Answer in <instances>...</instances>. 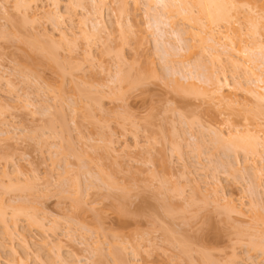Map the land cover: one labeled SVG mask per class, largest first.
<instances>
[{
  "label": "rangeland",
  "instance_id": "obj_1",
  "mask_svg": "<svg viewBox=\"0 0 264 264\" xmlns=\"http://www.w3.org/2000/svg\"><path fill=\"white\" fill-rule=\"evenodd\" d=\"M60 1L0 0V264H264V152L231 145L259 131L264 0L216 52L174 0Z\"/></svg>",
  "mask_w": 264,
  "mask_h": 264
},
{
  "label": "bare ground",
  "instance_id": "obj_2",
  "mask_svg": "<svg viewBox=\"0 0 264 264\" xmlns=\"http://www.w3.org/2000/svg\"><path fill=\"white\" fill-rule=\"evenodd\" d=\"M51 1H54L53 3H55V5L54 6H56V7H54V8H59L58 7V4H59V1L60 0H51ZM71 1V0H70ZM76 2H82V0H75ZM75 1H74V3H75ZM91 2V4H93V5H95V8H96V3L98 4V2H96L95 0H90ZM61 2V1H60ZM174 6H176L175 8H176V10L177 9H179V11H177V12H179V13H176V14H180L181 15V17H183V20L184 21H187L188 23H190V24H192V30H193V32H192V40L195 42V43H197L198 44V46L199 47H202L203 49H206V50H208V51H215L216 52V50H217V47H218V41H216V39H215V36H214V34H213V32L214 31H212L211 30V28L212 27H224L227 31H230V30H232L235 26V24H236V22H237V20L239 21V13H241V12H239L240 10H241V7H240V4L238 3V1L237 0H193V4H194V6L193 7H195V8H197L198 10H197V12H195V11H193V9H192V6H191V4L192 3H189L187 0H174ZM34 2H33V0H15V9L19 12L20 10H22V12H26V11H28L29 9L31 10V5L33 4ZM52 3V2H51ZM53 3H52V5H53ZM78 4V3H77ZM80 4V3H79ZM83 4V3H82ZM81 4V5H82ZM60 5V4H59ZM93 5H92V7H93ZM95 8H93V9H95ZM123 9H125L124 7H123ZM127 9V8H126ZM57 11V10H56ZM59 11V10H58ZM56 12V13H53V11L50 13V14H52L53 15V20H55L54 22H56L55 24L57 25H59L60 26V23H62L61 22V20H63V14H62V12L61 13H59V12ZM125 11V10H124ZM127 11V10H126ZM128 12V11H127ZM126 12V13H127ZM89 13V12H88ZM91 13L92 12H90L88 15L89 16H91ZM60 14H62V16L60 15ZM93 14V13H92ZM94 15H96L95 13L92 15V16H94ZM26 16V15H25ZM29 16V15H28ZM31 16V15H30ZM29 16V17H30ZM51 16V15H50ZM28 17V18H29ZM27 18V17H26ZM52 18L50 19V20H52ZM169 19H172V17L170 18L169 17ZM34 20V19H33ZM256 22L255 23H257V21L258 20H255ZM173 23V22H172ZM171 23V24H172ZM238 23V22H237ZM101 24V23H100ZM99 23H97V24H93V31L94 32H99V30H100V28H102L103 27V25H102V27H101V25H100ZM158 24H160L159 23V21H158ZM159 26V25H158ZM168 26V25H167ZM56 28H59L58 26L56 27ZM254 28H255V34H256V29H257V26L255 25L254 26ZM159 30V29H158ZM208 30H210V31H208ZM87 34L86 33V31L84 32L83 31V36L84 37H87L88 35H85ZM90 37V36H89ZM88 37V38H89ZM84 39H86V38H84ZM91 39V38H90ZM142 39V38H141ZM61 40L62 41H64L65 42V44H66V42L69 40L68 39V37H67V35L65 34V32H62L61 33ZM92 40V39H91ZM53 41V40H52ZM86 41V43H87V41L89 42V43H91L88 39H86L85 40ZM140 41V39H138V42ZM54 42V41H53ZM70 44H71V42L70 41H68ZM143 42V41H142ZM141 42V43H142ZM229 42H232V43H228L229 45H234V43H233V41H231V39H229ZM75 43V42H74ZM69 44V45H70ZM55 45V44H54ZM74 45V44H73ZM73 45H72V47H73ZM34 46V45H33ZM32 46V47H33ZM58 45H56L55 46V48L57 47ZM87 46L89 47L90 45L87 43ZM140 46V45H139ZM141 46H142V44H141ZM140 46V47H141ZM198 46H196L197 48H199ZM43 47V46H42ZM41 47V48H42ZM69 47H71V46H69ZM75 48H76V45L74 46ZM74 47H73V49H74ZM223 47V46H222ZM226 48H227V46H225ZM34 49L36 48V46L35 47H33ZM37 48H38V46H37ZM40 47H39V49H41ZM59 48V47H58ZM192 48V47H191ZM190 48V49H191ZM195 48V47H194ZM87 49V48H86ZM89 49V48H88ZM196 49V48H195ZM258 49H259V47H258ZM260 49H262L263 50V48H260ZM259 49V50H260ZM35 50H37V49H35ZM47 50V49H46ZM71 50V49H70ZM90 50V49H89ZM49 51V50H48ZM54 50L52 49H50V51L48 52L49 54H51V53H53L52 55L54 56H52V59H51V57L48 55L47 56V58H50L49 60H51V62L54 60L55 61V63H58L59 61H57V55H56V52L54 51ZM57 51H58V49H57ZM190 51V50H189ZM191 51H192V49H191ZM190 51V52H191ZM264 51V50H263ZM47 52V51H46ZM189 52V54H188V51L186 52L187 53V55H192V53H190ZM248 52H250V49H248V48H240L238 51H237V53H239V54H242V55H247V53ZM260 52H262V51H260ZM257 53V54H255V56H258V58L259 59H261L263 62H264V53ZM72 53V52H71ZM85 53V52H84ZM89 51L88 52H86L85 54L88 56L89 54ZM91 53V52H90ZM250 54H253V53H249V55ZM28 55V54H27ZM249 55H247V56H249ZM252 56H254V55H252ZM251 56V57H252ZM254 56V57H255ZM56 57V58H55ZM189 57V56H188ZM214 58V57H213ZM38 59V58H37ZM215 60H217L216 58H214ZM256 58H254L253 60H255ZM259 59H257V60H255V61H257V63L259 62L258 60ZM43 60V59H42ZM58 60H59V58H58ZM253 60H252V63H253ZM232 61H234V60H232ZM255 61H254V65L256 66V63H255ZM238 62V61H237ZM52 63H54V62H52ZM68 63V62H67ZM232 63H235V62H232ZM60 64L61 65H63L61 62H59L57 65L60 67ZM70 64V63H69ZM33 65V64H32ZM237 65H239V63L237 64ZM257 65H259V67H257L256 66V70L258 69V68H260V69H262L261 71H262V73L259 71L258 73H260V74H255V78H256V80H254V85H255V89H248V90H246V93L247 94H249V95H251V96H253V97H255L256 99H257V101H258V103H259V106H258V108H257V112H256V116H257V120L259 121V122H257V127H258V129H259V131H260V129H264V64L262 65V66H260L261 64H257ZM150 66V65H149ZM149 66H148V68H149ZM153 66V65H152ZM234 66H236V65H234ZM77 68V67H76ZM81 68V67H80ZM151 68V67H150ZM75 69V68H74ZM78 69V68H77ZM60 70H61V67H60ZM80 70V69H79ZM146 70H147V68H146ZM149 71H150V69H148ZM147 70V71H148ZM144 71V70H143ZM146 72V71H145ZM151 72H153V73H156L155 72V69L154 70H152ZM142 73V72H141ZM141 73H139V74H141ZM144 73V72H143ZM150 73V72H149ZM128 74V76H130L129 75V73H127ZM147 74V73H146ZM151 75V74H150ZM155 75V74H154ZM120 76V75H119ZM118 76V77H119ZM141 76V75H140ZM143 76H145V74L143 75ZM122 77H124V74H123V76ZM127 77V76H126ZM125 78V77H124ZM118 79H120V82H121V79L122 78H118ZM117 79V80H118ZM142 79V77H140V80ZM127 80H129V79H124L123 80V82L125 81H127ZM133 80V79H132ZM145 80V79H144ZM219 81V80H218ZM133 82V81H132ZM136 82V81H135ZM134 82V83H135ZM142 82V81H141ZM131 83V82H130ZM137 83H139V81H137ZM216 82L214 81L213 83H212V85L213 84H215ZM217 84H218V82H217ZM217 84L216 85H214V86H212L213 87V89H214V91H213V89H212V91L215 93H217L218 94V97L219 98H221L222 100L221 101H225V102H228L229 101V97L227 98V96L228 95H226L225 96V94L223 95L222 94V88H218L217 87V89L215 90V86H217ZM180 85V84H179ZM257 85V86H256ZM182 86V85H181ZM191 86H194L193 84L191 85ZM228 86V85H227ZM183 87V86H182ZM221 87V86H220ZM211 89V88H210ZM211 91V92H212ZM218 98V99H219ZM230 105H231V103H229ZM1 111H2V109H0ZM2 113H3V111H2ZM256 116H255V118H256ZM248 129V128H247ZM246 129V130H247ZM250 130H247L246 132H245V135H246V133H247V136L246 137H244L243 135H241V136H237V137H234L232 140H234V141H232L231 143V145H233L234 147H235V150H238V149H241V150H243L244 152H252V153H256L257 152V155L256 156H260V155H258V154H260L261 152H260V149H263V152H264V138H262V136H260L259 135V131H255V133L254 134H251V132H249ZM261 131H263V130H261ZM249 133V134H248ZM263 133V132H262ZM238 134V133H237ZM4 136V135H3ZM5 137V136H4ZM1 140H6V138L5 139H1ZM0 140V141H1ZM8 140H10V139H8ZM231 141V140H230ZM264 154V153H263ZM256 171V170H255ZM259 172H261V170L259 171ZM263 172V171H262ZM14 174V173H13ZM257 174V173H256ZM255 175V174H254ZM6 176H8L7 174H6ZM18 178V177H17ZM10 180V179H9ZM11 182H13L12 180H11ZM16 182V181H15ZM11 184H13V183H11ZM17 184V183H16ZM11 187H13V186H11ZM19 187V186H18ZM9 189V188H8ZM228 200V199H227ZM80 201V200H79ZM226 201V200H225ZM78 202V201H77ZM16 204V203H15ZM230 204H233L232 203V200L230 201V198H229V201H228V206H226L227 205V201H226V205H225V207H227V208H225L226 210H227V212H229L230 214H232V213H235V214H237L236 213V211H238V210H236L235 208H233ZM22 205V204H21ZM18 206V207H22V210L20 209V211H24L23 210V205L22 206ZM234 205V204H233ZM4 206H5V204H4ZM4 206L2 207L1 206V208H0V222H4L5 221V216H7V214H5V211H6V209H5V211L3 210V208H4ZM14 206V205H13ZM14 209H16V208H14ZM15 212H17L18 210H14ZM15 212H13L14 214H16ZM14 214H12V215H14ZM22 214V213H21ZM25 214V213H24ZM24 214H22V215H24ZM27 214V213H26ZM17 215V214H16ZM18 216V215H17ZM14 217V216H13ZM13 217L11 216V218H12V220H13ZM29 217H30V215H29ZM31 217H33V218H31V219H33V220H29V221H31V224H38L39 222H37V220H35L36 218H35V216H31ZM8 218V217H7ZM15 219V218H14ZM30 219V218H29ZM36 222H35V221ZM7 221H8V219H7ZM7 221L6 222H4V223H2V224H4V226L5 225H7ZM15 222H16V220H15ZM14 223V222H13ZM43 226V225H42ZM6 227H8V226H5V228ZM6 230H9V229H6ZM9 232H11V231H9ZM264 232V231H263ZM261 234H264V233H261ZM11 235H13V234H11ZM20 236V235H19ZM260 238V237H259ZM21 239V241H22V238H20ZM25 239V238H24ZM263 240V239H262ZM24 242H25V240H24ZM27 242V241H26ZM23 243V244H25L24 245V248H25V246L27 247V248H29V246H28V244L29 243ZM263 242V241H262ZM261 242V243H262ZM258 243V242H257ZM259 247L261 246V245H258ZM264 246V245H263ZM27 248H25V249H27ZM253 248V247H252ZM261 249L262 248H264V247H260ZM259 248V249H260ZM31 249V248H30ZM32 250V249H31ZM26 251H30V250H26ZM190 251V250H189ZM15 252V251H14ZM183 252V251H182ZM190 253V252H189ZM56 254V253H55ZM263 254H264V252H263ZM16 255H17V253H16ZM21 255H19L18 257H20ZM57 256V255H56ZM55 256V259L57 258ZM22 257V256H21ZM40 257V256H39ZM47 257H49V256H47ZM60 257V256H59ZM52 258V257H51ZM19 259V258H18ZM21 259V258H20ZM20 259H19V261H20ZM23 259V258H22ZM21 259V260H22ZM60 259L61 260H59L58 261V264H68V261H67V263H66V259L64 260V259H62L61 257H60ZM23 262V261H22ZM50 262V261H49ZM211 262V261H210ZM20 264H21V262H19ZM53 263V262H52ZM36 264V263H35ZM210 264V263H209Z\"/></svg>",
  "mask_w": 264,
  "mask_h": 264
}]
</instances>
